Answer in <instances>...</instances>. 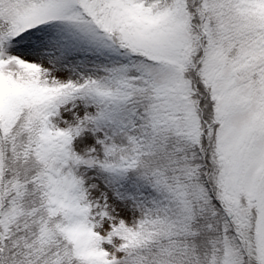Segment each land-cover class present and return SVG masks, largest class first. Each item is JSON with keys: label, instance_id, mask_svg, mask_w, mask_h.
I'll return each mask as SVG.
<instances>
[{"label": "snow or ice", "instance_id": "1", "mask_svg": "<svg viewBox=\"0 0 264 264\" xmlns=\"http://www.w3.org/2000/svg\"><path fill=\"white\" fill-rule=\"evenodd\" d=\"M0 264H264V0H0Z\"/></svg>", "mask_w": 264, "mask_h": 264}]
</instances>
